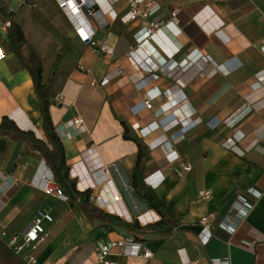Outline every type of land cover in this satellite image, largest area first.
I'll list each match as a JSON object with an SVG mask.
<instances>
[{
    "label": "crops",
    "instance_id": "0c3cea01",
    "mask_svg": "<svg viewBox=\"0 0 264 264\" xmlns=\"http://www.w3.org/2000/svg\"><path fill=\"white\" fill-rule=\"evenodd\" d=\"M94 1L106 22L96 39L114 48L109 56L78 40L54 0L13 1L12 18L26 41L22 55L32 49L42 83L50 79L49 115L67 167L82 161L99 188L111 182L127 218L110 215L126 225L110 231L89 222L79 205L44 194L41 176L50 170L39 153L0 136V232H24L49 204L54 222L43 225L47 238L32 253L35 264H99L97 250L123 238L140 242L151 258L112 248L108 264H264V0H155V20L166 23L176 12L177 24L149 39L127 21L123 0ZM137 44L142 67L127 56ZM3 118L45 141L31 76L0 32ZM76 118L80 130L71 125ZM127 137L145 145L143 180L174 224L146 227L161 217L132 188L138 149ZM200 190L211 199L200 200ZM243 203L252 205L248 212ZM202 217L211 222L205 245Z\"/></svg>",
    "mask_w": 264,
    "mask_h": 264
},
{
    "label": "built area",
    "instance_id": "2783aa9c",
    "mask_svg": "<svg viewBox=\"0 0 264 264\" xmlns=\"http://www.w3.org/2000/svg\"><path fill=\"white\" fill-rule=\"evenodd\" d=\"M11 1L12 0H0L3 5L7 6ZM123 1L126 5L127 21L137 22L143 29L146 39L151 38L169 24H177L176 12L172 13L170 21L166 23H160L155 20V16L161 9L160 5L155 0ZM25 2H27V0H25ZM54 2L82 44L89 46L92 52L97 55L109 56L114 53V48L106 40L98 41L96 39L98 28L104 27L106 22L104 17L97 10V4L94 0H54ZM6 11L8 14L13 13L10 7L6 9ZM9 27L10 21L5 19L0 23V32L7 33ZM140 49L141 44H137L131 47L127 54L128 58L137 64L138 67H142L143 65L138 56V50ZM78 69L81 72H86L83 66H78ZM106 83L107 81L104 80L100 85H105ZM93 85H95V83H93ZM141 104L144 106L143 108H151V104L146 100H142ZM175 104L176 101L171 102L172 106ZM71 125L75 130H80L82 129V120L76 118L71 122ZM179 135L182 136V134ZM191 168V164L185 163L181 166V172L187 173ZM68 178L74 182L75 189L79 193L90 191V200L98 209L125 218L126 212L111 182L107 181L102 188H99V179L96 180L91 177L82 161L77 164H72L68 168ZM41 184V189L44 194L57 197L63 201L67 200L60 186L54 180L52 172L49 171L41 176ZM95 192H97L96 195ZM197 195L200 200L205 202L211 199V192L209 190H200ZM237 206H240V204ZM241 206L244 208L245 212H248L252 207V205L248 203H243ZM53 222L54 218L51 214V206L45 204L36 211L34 219L27 230L22 233L11 234H8L6 231H1L0 240L7 248L12 250L15 254L20 255L27 264H35V258L32 253L36 250L37 246L42 244L47 238L43 225L44 223L52 224ZM199 224L202 227L199 240L205 245L211 238V222L208 217H202ZM112 248H118L120 253L125 256H141L146 259L151 258V253L145 249L140 242H136L133 238H123L110 243L109 246H104L100 250H97L96 258L99 264H108L105 258L110 254ZM211 264H230V262L227 259H213L211 260Z\"/></svg>",
    "mask_w": 264,
    "mask_h": 264
},
{
    "label": "trees",
    "instance_id": "16d2710c",
    "mask_svg": "<svg viewBox=\"0 0 264 264\" xmlns=\"http://www.w3.org/2000/svg\"><path fill=\"white\" fill-rule=\"evenodd\" d=\"M6 20L10 21L7 36L11 50L13 51L20 66L30 74L35 95L38 99V110L41 117L42 129L45 141L35 137L33 132L20 130L11 120L3 118L0 122V136L6 137L12 141H23L27 146L39 153L45 162V165L52 172L54 180L60 186L63 194L67 198L70 206L79 205L83 214L89 222L100 221L108 230H112L110 225L124 226L117 217H114L105 211L95 207L90 200V191L79 193L74 186V182L68 178V167L65 162V153L63 146L55 132L49 115L50 103V79L42 83V64L36 53L29 48L28 56L22 55L21 49L26 44L20 27L13 22L12 14H6ZM59 58L52 66L55 70ZM133 140L138 149L136 162L131 173V185L136 194H138L160 217L161 221L155 225H147L148 229H163L172 222V217L167 212L166 202L158 198L154 191L145 184L143 180V168L146 157V147L142 141L134 137H127ZM168 221V222H167ZM133 228L138 225H127ZM139 240V238H137ZM0 264H27L20 255L15 254L12 250L0 240Z\"/></svg>",
    "mask_w": 264,
    "mask_h": 264
},
{
    "label": "rangeland",
    "instance_id": "374dc122",
    "mask_svg": "<svg viewBox=\"0 0 264 264\" xmlns=\"http://www.w3.org/2000/svg\"><path fill=\"white\" fill-rule=\"evenodd\" d=\"M13 1H15V2H18V1H20V0H13ZM13 1L7 6V5H5V6H3V5H0V14L3 16V20L2 21H4L5 19H6V14H8L7 13V11H6V9H8L9 7L11 8L12 7V3H13ZM13 9V8H12ZM19 14H20V12H19ZM18 14V15H19ZM13 13H12V17H13ZM53 49V48H52Z\"/></svg>",
    "mask_w": 264,
    "mask_h": 264
},
{
    "label": "bare ground",
    "instance_id": "6f19581e",
    "mask_svg": "<svg viewBox=\"0 0 264 264\" xmlns=\"http://www.w3.org/2000/svg\"><path fill=\"white\" fill-rule=\"evenodd\" d=\"M86 169V168H85ZM125 217L127 218V215L125 214Z\"/></svg>",
    "mask_w": 264,
    "mask_h": 264
},
{
    "label": "water",
    "instance_id": "95a60500",
    "mask_svg": "<svg viewBox=\"0 0 264 264\" xmlns=\"http://www.w3.org/2000/svg\"><path fill=\"white\" fill-rule=\"evenodd\" d=\"M170 229V228H169Z\"/></svg>",
    "mask_w": 264,
    "mask_h": 264
}]
</instances>
